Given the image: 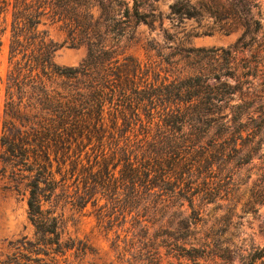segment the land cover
<instances>
[{"label":"trees","instance_id":"trees-1","mask_svg":"<svg viewBox=\"0 0 264 264\" xmlns=\"http://www.w3.org/2000/svg\"><path fill=\"white\" fill-rule=\"evenodd\" d=\"M131 1L129 7L126 2L124 6L129 27L150 24L147 19L152 15L141 13L139 2ZM87 4L88 0L0 1V14L9 7L7 53L11 64L0 135V171L24 180L27 216L34 229L33 239L17 241L15 251L0 257V264H60L58 257L68 250L91 252L86 241L77 240L76 246L70 237L61 241L59 216L42 204L67 178L81 176L87 183L100 172L105 190L111 185L110 190L116 191L117 182L131 192L136 185L143 189L142 206L157 215L154 220L160 223L161 245L173 256L191 264H264V243L220 241L216 233L197 235L204 222L193 201L198 196L201 202H211L214 193L206 176L201 182L204 189L192 187L190 180L199 169L206 172L229 160L249 163L264 145V111L244 99L242 91L250 83L248 78L259 71V62L244 71L235 67L228 71L230 52L214 50L210 58L217 57L223 65L199 67L165 83L155 84L146 77L139 83L136 79L139 74L146 76V69L141 71L136 59L130 55L119 59L103 41H86L84 60L76 67H60L51 60L54 43L43 29H37L40 18L60 21L73 40L80 17L90 26ZM171 9L192 16L179 6ZM221 69L225 73H219ZM221 75L232 83L219 81ZM209 78L214 81L207 82ZM130 123L138 125L139 141L147 144L146 158L135 164L126 157L115 177L119 159L114 162L113 151L107 153L104 144L125 151L129 135L124 134L130 131ZM152 127L157 132L150 136ZM86 147L93 154L91 163L85 154V163V157L80 158ZM90 185H85L84 195L90 194ZM183 201L189 211L179 210L176 219L172 208H180ZM189 235L197 237L182 241Z\"/></svg>","mask_w":264,"mask_h":264},{"label":"rangeland","instance_id":"rangeland-1","mask_svg":"<svg viewBox=\"0 0 264 264\" xmlns=\"http://www.w3.org/2000/svg\"><path fill=\"white\" fill-rule=\"evenodd\" d=\"M88 2L90 18H86V23L90 26L86 27L85 20L80 17L73 40L68 39L60 21L46 16L40 18L37 29H43L46 38L54 43L51 60L56 65L78 66L87 54L85 42L103 41L119 59L130 55L140 63L141 71L146 69V76L139 74L136 81L141 83L146 77L147 81L158 84L180 79L199 67L211 69L221 66L222 61L217 57L210 58V55L214 50L216 53L227 50L232 57L226 64L228 71L234 67L237 71H244L259 62V71L254 78H248L250 83L242 91L245 92L244 99L253 101V107H262L264 111V0H137L140 4L138 10L152 15V18L147 19L150 24L139 22L133 27H129L124 13L125 2L129 7L131 0ZM173 5L189 11L192 16L173 13ZM80 10L85 13L83 6ZM8 21L7 6L0 14V28L4 27L0 37V135L10 91L7 89V74L11 67L7 53ZM219 71L225 73L223 69ZM212 81L214 79L209 78L207 82ZM219 81L232 83L224 75ZM56 82L60 84L61 80ZM11 99L15 102L16 95ZM130 127V131L124 134L129 135L125 151L104 144L107 153L113 151V161L119 159L113 174L115 177H118V169L122 168L126 157L135 164L146 158L147 144L139 141L138 125L130 123ZM155 132L152 127L150 136ZM121 144L122 141L118 146ZM84 151L80 158L86 155L91 163L93 154L87 147ZM199 170L200 173L191 177V186L204 189L206 185L201 182L206 176L205 181L209 182L207 186L214 193V199L205 203L197 196L193 201L194 208L202 211L204 222L197 235L216 233L220 241L244 239L245 242L263 245L264 145L249 163L229 160L221 167L212 165L206 172ZM14 178L0 171V257L15 251L17 241L34 237V229L27 216L24 180ZM92 180H86L91 184V192L84 195L82 191L87 183L83 177L67 178L62 186L55 188L50 200L42 204V208H49L59 216L61 241L70 237L74 246L80 240L86 241L91 248V252L84 254L74 249L66 251L64 257H58L60 264H145L149 261L155 264H191L182 257L173 256L161 245L163 236L158 227L159 220H154L157 215L152 216L147 207L142 206L145 195L140 186L136 185L131 192L117 182L116 191L110 190L111 185L109 190H105L101 186L105 181L101 172ZM184 209L188 213L186 201L180 208H172L176 219L178 211ZM197 235L185 236L182 241H194Z\"/></svg>","mask_w":264,"mask_h":264}]
</instances>
